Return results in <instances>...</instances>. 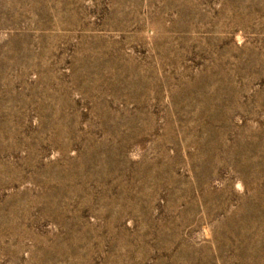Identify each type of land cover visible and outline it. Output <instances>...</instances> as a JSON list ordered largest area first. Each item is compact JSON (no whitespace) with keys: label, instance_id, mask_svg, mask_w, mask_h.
Masks as SVG:
<instances>
[{"label":"rangeland","instance_id":"obj_1","mask_svg":"<svg viewBox=\"0 0 264 264\" xmlns=\"http://www.w3.org/2000/svg\"><path fill=\"white\" fill-rule=\"evenodd\" d=\"M0 264H264V0H0Z\"/></svg>","mask_w":264,"mask_h":264}]
</instances>
